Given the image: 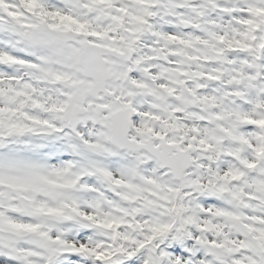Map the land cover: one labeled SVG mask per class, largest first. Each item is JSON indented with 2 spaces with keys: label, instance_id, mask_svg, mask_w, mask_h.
I'll list each match as a JSON object with an SVG mask.
<instances>
[{
  "label": "snow or ice",
  "instance_id": "1",
  "mask_svg": "<svg viewBox=\"0 0 264 264\" xmlns=\"http://www.w3.org/2000/svg\"><path fill=\"white\" fill-rule=\"evenodd\" d=\"M0 264H264V0H0Z\"/></svg>",
  "mask_w": 264,
  "mask_h": 264
}]
</instances>
